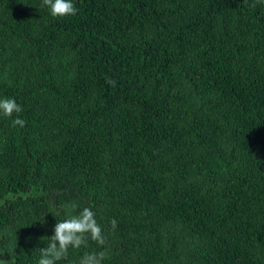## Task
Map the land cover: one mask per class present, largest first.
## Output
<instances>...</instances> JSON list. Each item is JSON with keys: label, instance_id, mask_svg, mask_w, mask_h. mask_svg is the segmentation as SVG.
Masks as SVG:
<instances>
[{"label": "trees", "instance_id": "obj_1", "mask_svg": "<svg viewBox=\"0 0 264 264\" xmlns=\"http://www.w3.org/2000/svg\"><path fill=\"white\" fill-rule=\"evenodd\" d=\"M73 3L0 0V264L70 202L106 240L59 264H264V0Z\"/></svg>", "mask_w": 264, "mask_h": 264}, {"label": "clouds", "instance_id": "obj_2", "mask_svg": "<svg viewBox=\"0 0 264 264\" xmlns=\"http://www.w3.org/2000/svg\"><path fill=\"white\" fill-rule=\"evenodd\" d=\"M47 6L52 17H64L75 15L77 9L73 0H42L41 7ZM110 83H114L111 82ZM23 108L14 98H0V115L12 117L13 113H21ZM25 121L19 116L12 120V125L24 127ZM65 216L54 225V234L47 236L46 246L40 248V258L37 264H59L67 260L69 249L87 248L89 239L98 245L105 244V236L102 227L96 220L95 212L84 207L77 211L75 202L62 205ZM112 228L117 227V221H111ZM44 237H41V239ZM108 258L107 250L97 252H85L80 258L79 264H103Z\"/></svg>", "mask_w": 264, "mask_h": 264}]
</instances>
